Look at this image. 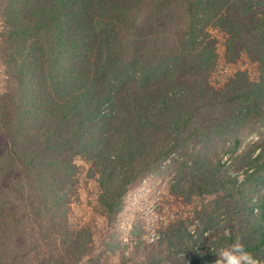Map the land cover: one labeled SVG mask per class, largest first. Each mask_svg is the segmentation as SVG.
<instances>
[{
  "label": "trees",
  "instance_id": "16d2710c",
  "mask_svg": "<svg viewBox=\"0 0 264 264\" xmlns=\"http://www.w3.org/2000/svg\"><path fill=\"white\" fill-rule=\"evenodd\" d=\"M0 23V264H105L165 164L173 194L213 204L167 228L169 258L243 236L264 261L262 153L237 154L264 112V0H0Z\"/></svg>",
  "mask_w": 264,
  "mask_h": 264
},
{
  "label": "rangeland",
  "instance_id": "374dc122",
  "mask_svg": "<svg viewBox=\"0 0 264 264\" xmlns=\"http://www.w3.org/2000/svg\"><path fill=\"white\" fill-rule=\"evenodd\" d=\"M1 29V23H0ZM250 61V60H249ZM250 72L252 73L253 63L250 61ZM232 71L227 69L224 75H229ZM2 77V68L0 66V82ZM244 137L242 144L237 152L241 154L245 150H250L254 156L262 153L264 161V112L259 118L251 119L244 127ZM225 155L223 161L227 167L231 163ZM164 168L148 176V178L132 186L125 196L124 210L117 220L113 236L117 241H123L124 244L115 248V257L111 252L106 254L105 264H178L176 257L169 258L168 246L162 241L163 235L170 226L175 229L176 226L187 227L192 233L199 225V220L194 210L197 206L202 212L211 211L212 199H189L178 194H173L172 184L175 178L174 168ZM231 170L232 168H228ZM234 173V171H231ZM243 175H239L242 179ZM264 193L262 188L259 194ZM210 203V204H209ZM220 212V209H218ZM226 209L219 214L214 230L205 233L206 241L203 243L205 250H212L214 242L221 235L217 231L220 229L223 216H226ZM88 222L89 217H84ZM181 223V225L179 224ZM180 239V237H179ZM153 245H149V243ZM178 242V240H177ZM173 248V247H172ZM188 251L193 252L192 249ZM127 256V259L125 257ZM214 260L211 264H216Z\"/></svg>",
  "mask_w": 264,
  "mask_h": 264
},
{
  "label": "clouds",
  "instance_id": "9594fccd",
  "mask_svg": "<svg viewBox=\"0 0 264 264\" xmlns=\"http://www.w3.org/2000/svg\"><path fill=\"white\" fill-rule=\"evenodd\" d=\"M216 264H264L256 255L248 250L243 236H237L230 244L216 252Z\"/></svg>",
  "mask_w": 264,
  "mask_h": 264
}]
</instances>
